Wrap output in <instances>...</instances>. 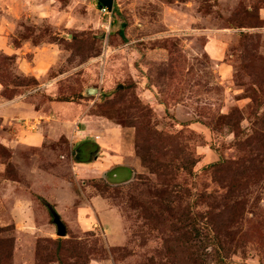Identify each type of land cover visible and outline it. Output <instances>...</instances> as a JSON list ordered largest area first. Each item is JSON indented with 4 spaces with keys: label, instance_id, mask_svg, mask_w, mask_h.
Listing matches in <instances>:
<instances>
[{
    "label": "rangeland",
    "instance_id": "374dc122",
    "mask_svg": "<svg viewBox=\"0 0 264 264\" xmlns=\"http://www.w3.org/2000/svg\"><path fill=\"white\" fill-rule=\"evenodd\" d=\"M0 264H264V0H0Z\"/></svg>",
    "mask_w": 264,
    "mask_h": 264
},
{
    "label": "crops",
    "instance_id": "0c3cea01",
    "mask_svg": "<svg viewBox=\"0 0 264 264\" xmlns=\"http://www.w3.org/2000/svg\"><path fill=\"white\" fill-rule=\"evenodd\" d=\"M17 102L18 101H16V103ZM59 103H61V102H59ZM22 105H25L28 110L33 111V106L32 105H29L28 103H25V104H22ZM59 105H61V104H59ZM61 106H62L63 112L60 113V114H62V118L63 119H58V120L59 121L61 120L63 122V127H61V128L66 132V127H68L70 125V123L72 122V119L75 118V116L72 117V114L70 113L71 107L69 105H61ZM46 108H49L52 111H55L56 110V106L53 103L45 104L42 107V109L40 110V112L37 111L36 108H34V111H35L34 115L36 116V118H35V121L36 122L33 123L34 124L33 126H37L38 124L42 123V121H44V120H47L48 121V120H51L54 117V115L52 117L51 115H46V113L43 112ZM50 110L48 112H51ZM6 114H7V117H11L14 114V112L13 111H10V112H7ZM88 123L90 124L89 125V128H90V126L92 125V123L91 122H88ZM103 124H105V123H103ZM103 124L101 123L100 125L101 126H105L106 128L108 127V125H103ZM95 128H99V127H95ZM106 130H108V128ZM86 132L87 131H84V133H86ZM91 137H92L91 138L92 140L91 139L89 140V138H86L85 140H81V141H79L77 143L72 141V143H76V144H78V146L81 145V144H84L86 142L95 143L96 145L99 146V150L98 151L100 152V150H101V152H100V155L101 156L106 153V148H104V146L111 147V144H108V141L103 140L102 137L97 136L98 138L100 137V139L98 141L95 140L96 138H95V136L93 134H92ZM33 138H35L36 141H39V139H41V136L33 135ZM68 139H70V138L68 137ZM105 143L107 145H104ZM112 153H114V152H112ZM85 154L86 153H84L82 151L81 154H80V157L83 158L84 160H86L85 158H88V159L91 158V163L93 165H96L97 162H100L101 160H103V161L105 160L106 161V165H104L103 168H99V171L100 172H94V173H92V175H94V174L99 175V173H100V177L98 176L97 179H94V180H106L107 182H110L111 184L116 183V182L117 183H121V182L122 183H127V182L130 181L131 175H132V170H130V166H128L127 164H125V163L120 162L119 160H117L120 157H115V159H113V161H112L111 159H109V157L111 158L113 156H110V155H108V159H107V158H103L101 156L99 157V155L96 156V154H95V157L93 158V157H91L92 156V153L91 154H88L87 153L86 155ZM75 155H76V153H74V156ZM114 156H117V155H114ZM91 163H88V164H79V166L81 168H83V167L84 168L85 167L88 168L89 164H91ZM112 176H113L114 179L112 178ZM95 199H97V198H95Z\"/></svg>",
    "mask_w": 264,
    "mask_h": 264
},
{
    "label": "trees",
    "instance_id": "16d2710c",
    "mask_svg": "<svg viewBox=\"0 0 264 264\" xmlns=\"http://www.w3.org/2000/svg\"><path fill=\"white\" fill-rule=\"evenodd\" d=\"M98 6H99L100 9H104L99 3H98ZM125 27L126 26H124V28ZM121 34L124 35V32H121ZM58 102H60V101H58ZM61 103H65V102H61ZM89 145L92 146L93 150L94 149H95V151H98L99 150V146L96 145L95 143H92V142H86L84 144L79 145V147L80 146L81 147L78 148V149H76L74 151L76 153V155L74 156L75 159H76L75 160L76 163H78V164H88V163H91V158H89L87 160H84L83 158L80 157V154L83 151L82 149L85 148L86 146H89ZM83 152L86 153V150L83 151ZM149 154L150 153H147L144 156H142V161H143V165H145V167H148L150 170H152V173L159 174L158 173V172H160L159 170H161L162 172H165L169 168V166H166V165H164L162 163H157V161H154L152 158L149 157ZM155 165H156V167L154 168ZM112 178H113V176H112ZM91 181H93L96 184H100V183H105L106 184V182H107L106 180H91ZM107 183L110 184V185H113L110 182H107ZM108 184L106 186H108ZM169 212H170V210H169ZM205 217H207V216H204V215L198 216V218H200L203 221H204V218ZM187 219H188V221H186V219H183L181 217V221L182 222H185V224L189 223L191 225L193 239H199V241H201L203 239L204 240H209V241H211V240H214V241L217 240L216 243H218L219 245H221L222 248L226 244L229 243L228 241H230V243H232V239L230 238V235L227 232V230H225L224 232H220V230L222 228L216 227L215 232H214L215 235L212 238L211 236H212V232L213 231L206 230V228H203L199 224H196V221H194V224L192 226V224H191V222H192L191 221V218H187ZM178 221H180V220L178 219ZM225 228H227V225H226ZM185 229H186V226L184 228V231H185ZM186 233L188 234V230H186ZM9 258H10V256H9Z\"/></svg>",
    "mask_w": 264,
    "mask_h": 264
},
{
    "label": "water",
    "instance_id": "95a60500",
    "mask_svg": "<svg viewBox=\"0 0 264 264\" xmlns=\"http://www.w3.org/2000/svg\"><path fill=\"white\" fill-rule=\"evenodd\" d=\"M105 10H107L109 13H112L114 10L115 0H96ZM97 90H89L88 94L95 95L97 94ZM55 217V224L58 227V236L60 238L67 237V228L62 222L60 216L56 213H54Z\"/></svg>",
    "mask_w": 264,
    "mask_h": 264
}]
</instances>
